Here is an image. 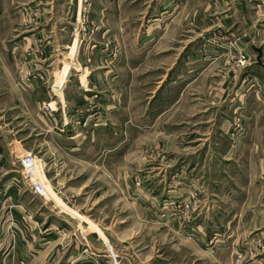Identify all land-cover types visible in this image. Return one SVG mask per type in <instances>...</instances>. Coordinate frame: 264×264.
I'll use <instances>...</instances> for the list:
<instances>
[{
    "label": "crops",
    "instance_id": "obj_1",
    "mask_svg": "<svg viewBox=\"0 0 264 264\" xmlns=\"http://www.w3.org/2000/svg\"><path fill=\"white\" fill-rule=\"evenodd\" d=\"M75 1L64 3L68 12L59 14L53 7L39 8L53 6L51 0H0V180L20 172V159L31 154L54 196H85L79 205L87 207L105 237L95 230L98 243L128 245L131 233L159 224L175 235L166 245L175 253L169 246L167 259L152 264H264V0H110L111 39L124 48L115 70L101 49L91 50L101 46L103 32L93 40L76 34ZM135 5L154 7L143 17ZM146 20L138 34L128 28ZM228 45L235 48L229 54ZM239 49L256 58L244 70L234 64ZM256 49L263 51L261 65ZM104 65L112 69L100 72ZM67 69L63 86H56ZM141 75L145 85H166L158 97L150 96V107L166 99L173 106L155 113L146 104L140 118L135 91ZM52 78L50 90L46 84ZM126 82L130 101L121 109ZM141 145L142 157L135 152ZM121 149L131 151L121 156ZM142 165L150 168L140 178L141 190L134 182ZM135 191L140 196L132 199L127 233L107 238L94 208L105 209L111 205L106 198ZM19 193L0 190V264L41 258L45 264H114L108 250L78 252L77 244H94L95 237L75 241L67 254V245L55 249L51 236L37 233L25 256L22 245L28 243L18 231L22 218L10 209ZM173 202L189 211L168 220ZM151 212L159 215L156 221ZM12 220L18 236L11 240L5 234ZM35 243L43 248L35 250ZM128 256L131 264L152 261Z\"/></svg>",
    "mask_w": 264,
    "mask_h": 264
},
{
    "label": "rangeland",
    "instance_id": "obj_2",
    "mask_svg": "<svg viewBox=\"0 0 264 264\" xmlns=\"http://www.w3.org/2000/svg\"><path fill=\"white\" fill-rule=\"evenodd\" d=\"M69 1L70 0H51V2L53 3V6L52 5H45V6L41 5L39 8L44 9V8L53 7L54 12L56 13L58 12L59 14H62L64 10L68 12V8L70 6L65 5L66 6L65 9H63V6H64V3H67ZM71 1H74V0H71ZM75 2H77L76 5H73V3H71V6L73 7L72 12H74V10L76 9H79L78 13L80 14L79 19H78L79 27H77L78 32H76V34L79 35V31H81L82 33L81 35H84L83 37H85L88 40L90 39L93 40L94 37L99 32H103L102 34L103 39L101 38L103 41L101 42V46H99V48L97 46H94V47L91 46V50L96 51V50L101 49L100 51L103 52L104 58L107 60V62L115 64L113 68L115 70L117 67L116 65L118 64V62H120V60L123 57L124 48L120 45L121 43L117 41L113 42V40L111 39L110 32L111 30L113 31L112 26H111L112 25L111 22L113 19L112 15L115 12V9L113 10L112 8L113 5L111 4V1L110 0H77ZM78 2L80 3V5L78 4ZM129 6L130 5L125 4L122 7L124 8V10L127 11L129 9ZM153 7L154 5L152 6L147 5L145 7L138 5L136 6V9H137L136 11L138 12V15L142 14L143 17L144 15H147L146 17H148L152 12ZM37 11L38 9H35L34 13L37 14ZM142 23L143 24L140 26L138 24L136 25V27L131 26L128 28L136 30V33L138 34V30H143L146 28L147 20L146 22L144 21ZM75 27L76 25L72 24L73 30ZM123 29L124 28H120L121 31ZM214 39L212 38L210 39L211 44H213L212 42H214ZM222 39H225V38L222 37ZM233 49H235L234 46L228 45L227 53L229 54ZM232 55L234 56V54ZM235 55L236 56L234 57V64H235V67L239 70H244L240 66V62L242 61V57L244 55L249 57L250 60L256 59L254 58V56L245 54L243 51H241V49H239ZM103 68L105 69H102L103 71L100 70V72H106L107 71L106 68H109L108 70L112 69L111 66L109 67L108 65H104ZM67 71L68 69L66 71H63V73L60 75V78L56 86L58 87L63 86L62 84L65 81ZM96 74H93V75H96ZM142 76L143 75H141V79L137 81L136 91H135L136 96H137L135 100V106H136L135 108L137 110H140V114H139L140 118H142L143 116L145 105L148 104L147 107L148 108L150 107L149 101H148L150 96L153 97L155 95L154 97H158V94L162 90V88L166 87L165 84L161 85L160 89H158L160 87L159 85H156V86H154L153 84L145 85L144 80L142 79ZM46 87H48L50 90L54 89L53 78L52 80L47 81ZM94 92H98V91H94ZM121 92H122L121 96L123 97L120 99L121 101L119 102L120 107L121 109L124 108V106L127 108V104L130 101V100H127L128 93H130L127 82L121 86L120 93ZM55 93L57 92L55 91ZM91 93H90V96H99L98 94L91 95ZM173 103H174L173 101H169L168 99H166V101H163L162 105L154 101L153 106L150 108H152V110L154 111L157 110L155 113H159L162 110H167L168 107L172 105ZM174 135L175 134L173 133V136ZM120 138L121 139L126 138V134L121 133ZM137 141H139L140 143L144 142L143 134H137ZM129 151L131 150L121 149L120 154L121 156H126V152H129ZM144 151L145 150L142 145L141 147L138 146V148L135 150V152L138 154L137 156H141V157L143 156ZM152 152H154L156 155L160 153V151L158 150H152ZM149 166L142 165L138 167L140 169L137 172L138 179L135 182L133 181L134 184H136V189L142 190L144 188L145 184L140 178L141 176H143V174L147 173V168L148 169L150 168ZM151 166L156 167L157 165L152 164ZM18 171L20 172L15 173L12 176H9L6 180H0V190L6 189V191H9L11 189H17L20 192L18 197L14 198V200H16V203L15 205L11 206L13 208L11 209V211L18 212L22 218L21 222H19L20 230L18 231H19V236L23 238L24 242L28 243V245H22V248H23L22 252L26 253L25 256H27L28 254L31 255L32 252H30L29 250V249H32L31 239L35 237L33 235L39 233L40 237L51 236L52 239H54L53 245L56 246L55 249H57V247H60V246L64 247L67 245V250H66L67 254H69L76 247L75 241L79 242V240H82V238L86 240L88 238L95 237L94 239H92L94 244L87 243V242H83L85 244L83 246L82 245L79 246L77 244L78 252L79 253H83V252L91 253V251L93 250V247L104 249L105 251L108 250L110 260H112V258H116V260L120 262V259H121L123 261V264H129V262L130 264L132 263L131 257L128 256L131 254L132 255L137 254L139 258H141L140 255L141 256L147 255V257H151L152 261H150V264H152L155 258L160 260L161 256L163 259H167V254H168L167 248H169V246L171 247L172 245L167 246V248H166V245L171 241L173 237L175 238V235L173 234V232L169 233L170 230L169 231L160 230L159 226H162V225L155 224L156 228H150L151 230H149V228L144 229V230L137 229V233H135V235L131 233L130 239L127 238L126 242L127 244L129 243L128 245L112 244V243L107 242L106 239L105 240L107 243L105 242V244L104 243L102 244V241L98 243L97 237L95 235V230H97L100 233L101 237L103 238L105 237L100 230L95 228L96 223L93 222L91 219H89L90 212L87 209V207L83 204H81V206L79 205V202L82 203V199L85 198V196L83 195L72 196L69 194L68 195L63 194L62 196H54L52 194L53 186H51L50 184L52 188L47 186V190L49 192V197L51 199L49 202L44 203L43 201L39 200L38 198L34 196V194L29 189L28 183L22 177L21 170L19 169ZM104 182H105V186L107 187L109 186L106 184H111L110 181H104ZM0 196L3 197V195L1 194ZM139 196L140 195H138V191H135L133 195H132V192L130 194L118 193L117 196L115 195L112 198L105 199V202H108V201L111 202V205H107L105 209L103 206L101 208L97 206V212H96V208H94L93 217H95L94 219L98 220L99 221L98 223L103 226V228L105 229L104 233L107 238L117 240V238H119L121 234L127 233L126 232L127 230H125V228L127 227L126 225L129 224L128 216L133 215V211H134L133 206H132V199L133 198L138 199ZM182 204L183 203L181 202L179 204L177 202H173L171 206L169 205V208H170L169 212L171 213L169 214L170 218H168V220L172 218L175 219L177 217H181V214H182L181 211H183L184 213L185 211L186 213L189 211V209L186 208L187 206L182 205ZM156 212L150 213L152 215V218H154V221H156L155 215H158V214H155ZM39 219H40V222H44V224L40 223L37 225V222ZM112 222L114 223L116 222V223L112 224ZM13 223H14V220L11 221L12 233L15 235V238H17L18 234H15ZM51 223L53 226H50ZM121 224H124V225H121ZM102 226L98 225V227H102ZM107 227H109L110 229ZM108 233H109V236H108ZM187 233L188 232H185V238L190 241L194 240V237H195L194 234L191 232L189 234ZM70 241L72 242V244L68 246V244L71 243ZM140 242H142V245H139ZM33 247L35 250H40L43 248L41 246H38L36 243L33 245ZM102 247H105V248H102ZM145 247L146 249L144 250ZM172 251L175 253L173 248H172ZM43 260L44 259L41 258L36 262H30V263L23 261V264H45ZM141 260L143 259L141 258Z\"/></svg>",
    "mask_w": 264,
    "mask_h": 264
},
{
    "label": "built area",
    "instance_id": "obj_3",
    "mask_svg": "<svg viewBox=\"0 0 264 264\" xmlns=\"http://www.w3.org/2000/svg\"><path fill=\"white\" fill-rule=\"evenodd\" d=\"M253 63H255L254 60H250L249 57L244 55L242 57V61L240 62V66L243 69H245L250 67ZM44 109L46 113H48L50 110L49 106L45 107ZM19 168L21 170L22 177L28 183V186L31 189V192L34 194V196L39 200L43 201L44 203L49 202L51 198L49 197V192L47 190L48 183L45 179H43L39 175V166L37 159L31 154H28L20 159ZM1 204H2V199L0 196V211H1ZM10 209L13 208L11 207ZM11 225L12 224L10 222L8 224L9 232L8 234H5V237L10 238L12 240L14 234L12 233ZM12 247L13 249H15V245ZM111 261L114 264H117L118 262L116 258H112ZM235 264H239V260H237Z\"/></svg>",
    "mask_w": 264,
    "mask_h": 264
},
{
    "label": "water",
    "instance_id": "obj_4",
    "mask_svg": "<svg viewBox=\"0 0 264 264\" xmlns=\"http://www.w3.org/2000/svg\"><path fill=\"white\" fill-rule=\"evenodd\" d=\"M255 52L257 54V63L261 65V61L263 59V51L262 49H256Z\"/></svg>",
    "mask_w": 264,
    "mask_h": 264
}]
</instances>
